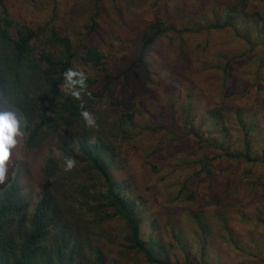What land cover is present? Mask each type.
Returning <instances> with one entry per match:
<instances>
[{
	"label": "trees",
	"instance_id": "16d2710c",
	"mask_svg": "<svg viewBox=\"0 0 264 264\" xmlns=\"http://www.w3.org/2000/svg\"><path fill=\"white\" fill-rule=\"evenodd\" d=\"M94 1L98 9L106 0ZM186 1L161 0L168 10L184 6ZM197 1L212 4L209 12L201 14L207 19L206 24L197 21L178 28L170 19L158 15L142 34L138 60L144 67L145 83L153 82V73L150 62L142 61L151 46L168 32L207 30L208 43L189 47L185 62H160L171 83L164 89L165 105L158 112L157 122L140 125L129 102L118 109L113 107L115 98L109 89L113 74L99 46L89 41L81 49L75 44L72 36L80 32L72 26L70 31L68 26L74 15L71 3L77 5V0L65 1V5L64 0H0V110L14 111L22 118L21 133L28 148L40 147L43 144L40 140L49 137L55 142L52 148L59 153L55 160L50 159L52 167L47 173L52 187L38 200L34 191L23 184L20 167L12 178L0 183V264H125L77 230L72 235L68 230V234H52L53 228H62L55 227L62 221L78 219L74 220L78 212L74 203L86 190L89 193L95 190L98 201L89 211L101 210L104 217L101 221L115 216L124 219L129 226L130 244L126 247L148 264H233L232 258L227 260L226 247L235 245L237 239L244 242V247L249 239L256 240L253 228L243 235L235 233L229 224L235 221L239 225L244 221L251 224L253 218L264 223L260 208L241 209L239 199L225 182L222 191L227 193L221 204L208 205L203 200L201 208L192 212V207L200 203L192 179L211 173L213 161L218 158L239 165L245 163L249 165L244 169L247 172L254 165L264 166V0ZM90 22L89 34L100 36L101 22L96 17ZM214 31L220 33L216 36L217 43L211 41ZM201 49L213 59L194 62L191 56ZM81 64H89L95 73H100L83 76V84L72 83L81 79L79 74L83 71L78 69ZM69 70L77 75L68 79ZM202 78L205 81L198 85L193 80ZM105 97L111 100L110 113L116 111L107 135L96 125L108 120L105 105L97 108ZM99 110L103 113L99 114ZM84 112L94 119V125L87 124ZM95 115H99L97 120ZM132 124L142 128L129 130ZM143 134L151 138L150 146H157L149 154H145L141 139L136 138ZM157 135L161 137L159 144L153 140ZM121 137L135 144L141 160L153 172L161 173L163 179L168 176L166 167L173 165L168 162L172 159L168 153L175 149L178 162L186 157L185 168L200 164V170L182 181L177 197L192 201L189 208L192 218L170 223L166 243L158 236L161 232L147 236L141 231L145 219L139 216V208H146L143 203L137 204L136 199L142 200L143 195L131 189L129 179L115 180L109 172L107 162L121 153L117 144ZM191 146L205 154H178L182 147ZM69 157L75 164L66 170ZM177 170L172 169V175ZM90 174L96 186L91 185ZM76 182L82 187L75 188ZM256 189L250 195L255 192L258 195ZM130 191L136 196L132 197ZM66 204L72 205L71 218L67 217ZM152 219H147L145 225L152 222L155 229L161 230L158 217L154 215ZM253 254L256 261L245 258L241 264H264V244L260 243Z\"/></svg>",
	"mask_w": 264,
	"mask_h": 264
},
{
	"label": "rangeland",
	"instance_id": "374dc122",
	"mask_svg": "<svg viewBox=\"0 0 264 264\" xmlns=\"http://www.w3.org/2000/svg\"><path fill=\"white\" fill-rule=\"evenodd\" d=\"M65 1L68 0H64V5L66 4ZM77 1V5L71 3L70 6V11L74 15L68 29L71 31L72 28L70 27L72 26L76 28V31L80 32L72 37L75 44H79L81 49L89 41H92L103 52L105 61L108 62L110 71L113 74V80L109 85V89L113 92L115 98L112 101L113 107L118 109L122 103L129 102V108L136 110L134 118L139 120L140 125H144L145 122L150 124L157 122L158 112L165 105L166 101L164 89L171 85L167 81V73L163 72L164 65H161L160 62H185V59L188 58L187 51L189 47L199 43H208V35L205 33L207 30H203L202 32L204 33H202L193 29L192 31L184 32L171 31L166 36H162L151 46V49L147 51L144 57V61H142L150 62L149 64L152 66L151 70L153 73V82L145 83L146 74L144 67L140 65V61L138 60L142 34L155 21L158 15L163 16L165 19H170V23L175 24L178 28L192 26L197 21L206 24L208 21L201 14L209 12L212 4L197 0H187L184 6L180 5L178 8L171 7L168 10L161 0H118L115 3L112 0H106L97 9L94 0ZM97 13H99V16H97ZM93 17H96L97 22H101V25H103L100 36L99 34H89L90 28L88 24L91 23L90 21ZM76 19H80L81 21L78 23ZM66 31L69 32L68 30ZM212 33L211 41L212 43H217L216 36L220 33L218 31ZM220 42L222 41L218 43ZM164 52H168V54ZM195 54L196 56H191L194 62H206L209 58L213 59L212 55L210 53L208 55V51L205 49L197 50ZM78 69L83 71V76L91 77L94 74L100 73H95V70L89 64H81L78 66ZM193 80L198 85V83L204 82L205 78L197 81L196 79ZM110 101V98L105 97L97 104V108L105 105V109L109 111H107L108 120L102 121V124H96L99 130L103 132V135H107V132L110 134V122L116 117V111L112 110L110 113ZM100 110L104 111V109ZM100 110L99 114L103 113ZM97 118H99V115H95V120ZM101 120L105 119L102 118ZM140 125H137V127H134L133 124L129 125V130L141 129ZM136 138H140V144L145 146V154H149L157 148L154 144L150 146L151 138L147 134ZM25 140L23 134L17 137L18 142L11 150L12 156L9 161L11 165L15 166L16 164L21 168L23 184L28 185L34 191V196L38 200L40 195L52 187L50 184L51 179H49L47 173L51 171L52 167L50 159L55 160L59 153H56L55 147L52 148L54 140H50L49 137L42 138L40 141H43V144L40 147L34 148H28ZM153 140L159 144L161 142L160 135L155 136ZM117 144L120 147L121 153L111 159V162H107L109 172L115 180L129 179L131 189L137 190L143 195V199L137 198L136 203H143L142 207L146 208V210L139 208V216L145 219V222L147 219L152 221L154 215L158 217L161 230L155 229V225L152 222L148 225H145L144 222L141 231L145 232L147 236L151 233L158 234L161 232L162 236L160 235L161 233L158 236L163 239V242H168L167 230L170 227L169 224L181 223L186 218H192V213L189 211L192 201H183L177 197L181 194L182 181L187 175L194 174V172L200 170V164H189L185 168L183 160H186V157H183V160L178 162L175 159V155L177 154V149H175L168 153V158H172L168 162L173 165L166 167L168 176L166 179H163L161 173L153 172L141 160L140 149L131 143L128 138L121 137L118 139ZM53 145H55V142ZM197 153L199 151L193 146L191 148L182 147L178 152L181 156L195 155ZM199 154L203 155L205 153L200 152ZM213 163L214 167L211 168V173H204V175L192 179V188L199 192L200 198V203L192 207V212L201 208L199 205L203 203V200H206L208 205L221 204L222 196H225L227 193L222 191V188L225 187L224 183L228 182L232 188V195L239 199L238 206L241 209L246 207L260 208L263 213L261 217L264 218V166L254 165L247 172L244 169L249 165H245V163L239 165L236 162H229L227 158H218ZM172 169H178L175 175H172ZM8 173L9 168L6 174ZM90 176L93 182L91 185L97 184L93 180V175L90 174ZM258 177H263L261 182L257 181ZM248 181H252V184H248ZM83 184L85 185V183ZM77 187L79 189L82 185L76 182L75 188ZM255 189L258 195L256 192L250 195L249 192H253ZM229 192L231 193V191ZM215 193H218L216 197L213 200H209ZM130 194L132 197L136 196V193L133 191H130ZM94 196L95 190H92L90 193L86 190L84 195L78 196V199L74 203L75 210L78 209L74 220L78 219L75 222H68L64 217L61 218L67 221H62L59 226H55L62 228H53L52 234L58 235L60 232L68 234L66 231L68 230L72 235L77 230L84 238L88 236L93 242H97L99 246L103 247L116 260L125 264H148L144 258L139 259L132 248L126 247L130 244L127 241L129 226L124 219L120 216H115L106 221H101L100 218H104L101 210L95 209L89 211V209H93L98 205V201ZM71 206L70 204L65 205L68 218L74 215ZM228 218L234 217L229 216ZM235 223L229 224L235 233L240 232L246 235L247 230L253 228L254 230L251 231L255 233L256 240L249 239L244 247V242L237 239L235 245L226 247L227 260L232 258L233 264H241L245 258L251 259L253 262L256 261L253 251L256 252L259 249L260 243L264 244V223L257 220V218H253L251 224L245 221L241 225L238 223L235 225ZM239 244L241 248H237ZM172 260L175 262L176 259L172 258ZM255 264H258V262H255Z\"/></svg>",
	"mask_w": 264,
	"mask_h": 264
},
{
	"label": "clouds",
	"instance_id": "9594fccd",
	"mask_svg": "<svg viewBox=\"0 0 264 264\" xmlns=\"http://www.w3.org/2000/svg\"><path fill=\"white\" fill-rule=\"evenodd\" d=\"M75 75H77V73L71 70L66 73V77L68 79H71V77ZM79 75L81 76V79L79 81H72V83H84L83 74L80 73ZM83 115L88 125H94V119L89 115V113L84 112ZM22 126H24V121L16 112L11 110H0V183L4 180L12 178L16 169H18V166L16 164L15 166L11 165L9 160L12 156L11 150L18 142L17 137L22 134ZM66 164V170H71L74 167L75 161L69 157L66 160ZM8 168L9 173L6 174Z\"/></svg>",
	"mask_w": 264,
	"mask_h": 264
}]
</instances>
